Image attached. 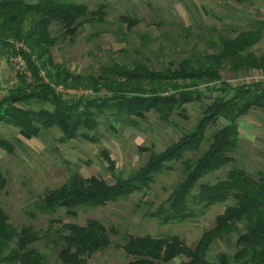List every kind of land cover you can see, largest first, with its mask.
<instances>
[{"label": "rangeland", "instance_id": "rangeland-1", "mask_svg": "<svg viewBox=\"0 0 264 264\" xmlns=\"http://www.w3.org/2000/svg\"><path fill=\"white\" fill-rule=\"evenodd\" d=\"M69 1L82 3L89 10L102 6V20L82 19L72 31L65 30L58 21H51L41 32L46 42L41 43L39 50L45 52L42 56L50 70L57 68L83 78H96L113 64L162 70L176 67L183 59L203 60V54L218 51L220 35L234 36L240 30L251 28L255 19H264V0ZM29 24L26 18L22 25L25 31ZM6 40L12 48L0 43V101L21 78L25 83L33 81L26 65L19 62L23 54L18 49L30 52L25 40L11 36ZM263 50L264 30L249 53L259 56ZM232 69L226 62L219 69L221 78L211 82L198 79L172 82L185 87L195 84L192 89L202 91L204 97L184 103L181 113L174 112L167 120L151 110L133 123L122 116L101 114L97 127L87 131L92 139L78 136L64 140L57 127L42 128L38 135L27 139L13 124L0 122V137L12 145L11 150L0 147V177L5 181L0 188V209L8 215L13 227L29 226L40 235L30 246L44 256L43 264H63L58 258L59 233L65 232L62 223L84 225L88 219H96L104 225L110 243L85 257L83 264H128L133 258L124 252L122 244L129 236L177 235L189 247L195 245L231 200L212 204L203 212L198 205L195 207L197 215L182 222L163 224L151 213L184 179L187 165L209 148L212 133L226 123L223 118L208 125L198 147L187 149L178 159L166 162L167 167L154 174L149 186L140 191L105 205L77 206L71 209L75 215L65 208L42 210L39 203L46 191L60 186L72 173L101 177L108 184L115 183L119 177L127 178L145 166L152 156L191 131L206 105L215 97L232 93L231 89L227 91L228 86L258 81L259 87L264 89V67ZM39 76L64 100L103 97L108 93L103 86L56 83L42 69ZM147 88H150L149 83L145 84ZM163 88L170 90L166 85ZM238 129V147L232 153L231 162L207 173L200 181L214 182L225 177L233 167L244 168L254 177L264 173V106H252L240 116ZM236 237L237 233H233L215 240L208 257L218 264L217 255L231 254ZM8 254L9 249L0 252V264H9L5 261ZM181 259L184 258L180 256L174 261Z\"/></svg>", "mask_w": 264, "mask_h": 264}, {"label": "trees", "instance_id": "trees-1", "mask_svg": "<svg viewBox=\"0 0 264 264\" xmlns=\"http://www.w3.org/2000/svg\"><path fill=\"white\" fill-rule=\"evenodd\" d=\"M35 15L38 17L35 18ZM103 15L102 6L89 10L86 5L69 0H0V43L12 48L6 40L8 36L25 40L30 52L21 48L18 52L23 54L33 80V83H25L21 78L0 101V122L13 124L27 139L38 135L42 128L51 127H57L64 140L78 136L92 139L87 131L97 127L101 114L122 116L133 123L151 110L167 120L174 112L180 114L184 103L200 101L204 97L202 91L192 89L195 84L185 87L172 82L219 80V69L226 62L233 69L264 67V50L259 56L249 53L264 30V19H255L251 28L240 30L234 36L220 35L216 53L203 54V60L191 62L183 59L176 67L154 70L141 65L128 68L113 64L104 68L96 78L73 77L67 71L47 68L42 56L45 52L39 49H42L41 43L46 42L41 32L49 22L58 21L65 30L72 31L82 19L102 20ZM26 18L30 24L25 31L22 25ZM40 69L56 83L77 87L103 86L108 93L103 97L64 100L39 76ZM147 83L150 88L145 89ZM164 85L170 90H164ZM229 89L231 94L215 97L205 106L191 131L160 154L152 156L145 166L130 173L127 178L119 177L115 183L108 184L101 177H81L72 173L60 186L46 191L39 206L48 211L65 208L66 212L75 215L71 209L77 206L105 205L127 197L133 191H140L149 186L154 174L167 167L166 162L178 159L187 149L198 147L208 125L223 118L226 123L212 133L209 148L187 165L184 179L151 213L163 224L182 222L197 215L195 207L198 205L203 212L212 204L231 200L215 216L214 225L202 233L193 247L177 235L167 234L157 237L129 236L122 248L133 258L128 264H215L208 257L211 245L217 239L237 233L233 252L218 254V264H264V173L254 177L244 168L233 167L225 177L214 182L200 181L207 173L231 162L232 153L238 147L240 116L252 106H264V89L259 87L258 81L228 86L227 91ZM0 147L12 149L9 141L1 137ZM106 158L110 160L108 156ZM4 182L0 177V188ZM62 226L65 232L59 233L58 258L63 264H83L85 257L110 243L104 225L96 219H88L84 225L62 223ZM39 239L40 235L29 226L13 227L8 222V215L0 209V252L9 249V254L5 256L7 263L43 264L44 256L30 246ZM180 256L184 259L175 262Z\"/></svg>", "mask_w": 264, "mask_h": 264}, {"label": "built area", "instance_id": "built-area-1", "mask_svg": "<svg viewBox=\"0 0 264 264\" xmlns=\"http://www.w3.org/2000/svg\"><path fill=\"white\" fill-rule=\"evenodd\" d=\"M19 62H20V63H23V64L25 65V62H24V60H23L22 57L19 58Z\"/></svg>", "mask_w": 264, "mask_h": 264}]
</instances>
